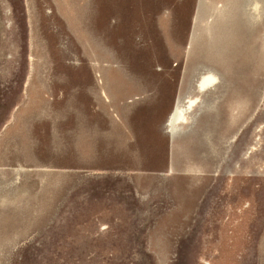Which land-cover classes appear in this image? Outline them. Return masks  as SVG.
I'll list each match as a JSON object with an SVG mask.
<instances>
[{
	"label": "rangeland",
	"instance_id": "obj_1",
	"mask_svg": "<svg viewBox=\"0 0 264 264\" xmlns=\"http://www.w3.org/2000/svg\"><path fill=\"white\" fill-rule=\"evenodd\" d=\"M4 4L0 264H264V0Z\"/></svg>",
	"mask_w": 264,
	"mask_h": 264
},
{
	"label": "bare ground",
	"instance_id": "obj_2",
	"mask_svg": "<svg viewBox=\"0 0 264 264\" xmlns=\"http://www.w3.org/2000/svg\"><path fill=\"white\" fill-rule=\"evenodd\" d=\"M203 75V74H202ZM219 82V77L214 71L205 73L201 80L198 82V87L201 91H205L208 88L214 87ZM199 99V98H198ZM198 99L191 98L183 102V100H178L174 109L171 111L170 116L167 120V126L170 132L178 131V126L182 123H187L189 114L193 111L195 106L198 104ZM184 103V104H183ZM24 168V167H22Z\"/></svg>",
	"mask_w": 264,
	"mask_h": 264
},
{
	"label": "crops",
	"instance_id": "obj_3",
	"mask_svg": "<svg viewBox=\"0 0 264 264\" xmlns=\"http://www.w3.org/2000/svg\"><path fill=\"white\" fill-rule=\"evenodd\" d=\"M4 0H0V31H3L5 30V27H4V23L3 22V19H5V9H4ZM0 36L2 38V36H4L3 34L1 35L0 33ZM39 103H33L32 107L34 108V110H36L37 108H39ZM1 163H3L2 161H0Z\"/></svg>",
	"mask_w": 264,
	"mask_h": 264
},
{
	"label": "flooded vegetation",
	"instance_id": "obj_4",
	"mask_svg": "<svg viewBox=\"0 0 264 264\" xmlns=\"http://www.w3.org/2000/svg\"><path fill=\"white\" fill-rule=\"evenodd\" d=\"M258 138H257V144H258ZM256 148H257V145L255 144V145H253V146H251V148H249V150H256ZM248 153H249V151H248Z\"/></svg>",
	"mask_w": 264,
	"mask_h": 264
}]
</instances>
